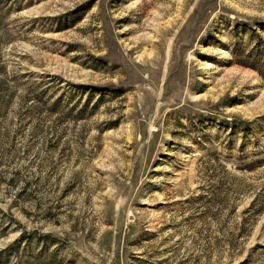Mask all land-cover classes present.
Instances as JSON below:
<instances>
[{"label":"rangeland","instance_id":"1","mask_svg":"<svg viewBox=\"0 0 264 264\" xmlns=\"http://www.w3.org/2000/svg\"><path fill=\"white\" fill-rule=\"evenodd\" d=\"M255 49L264 0H0V264H264Z\"/></svg>","mask_w":264,"mask_h":264},{"label":"trees","instance_id":"2","mask_svg":"<svg viewBox=\"0 0 264 264\" xmlns=\"http://www.w3.org/2000/svg\"><path fill=\"white\" fill-rule=\"evenodd\" d=\"M238 56H240V52H238ZM247 58L248 60H252L251 62H254V63H248V62H245L244 61H239V63H242V64H251V66L257 68L262 76L264 77V55L261 51H256L253 50L251 52H249V54L247 55ZM259 64L261 65V67H259Z\"/></svg>","mask_w":264,"mask_h":264}]
</instances>
